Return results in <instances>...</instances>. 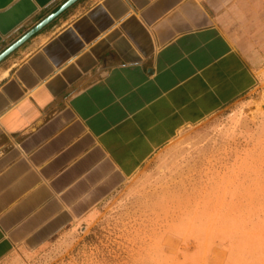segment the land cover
Instances as JSON below:
<instances>
[{"label":"crops","instance_id":"0c3cea01","mask_svg":"<svg viewBox=\"0 0 264 264\" xmlns=\"http://www.w3.org/2000/svg\"><path fill=\"white\" fill-rule=\"evenodd\" d=\"M228 3L0 0V264L255 89V67L218 24Z\"/></svg>","mask_w":264,"mask_h":264},{"label":"rangeland","instance_id":"374dc122","mask_svg":"<svg viewBox=\"0 0 264 264\" xmlns=\"http://www.w3.org/2000/svg\"><path fill=\"white\" fill-rule=\"evenodd\" d=\"M241 1L218 24L255 67V89L184 127L19 264H264V0Z\"/></svg>","mask_w":264,"mask_h":264}]
</instances>
